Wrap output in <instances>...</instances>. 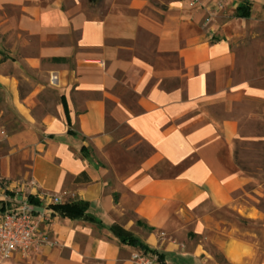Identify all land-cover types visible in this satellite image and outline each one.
Masks as SVG:
<instances>
[{"label":"crops","instance_id":"0c3cea01","mask_svg":"<svg viewBox=\"0 0 264 264\" xmlns=\"http://www.w3.org/2000/svg\"><path fill=\"white\" fill-rule=\"evenodd\" d=\"M93 1L0 0V211L32 195L40 215L35 249L0 264H264V166L237 163L264 147V0ZM23 72L44 78L23 92ZM47 86L60 102L35 113ZM126 144L151 152L109 167ZM74 202L93 219L52 207Z\"/></svg>","mask_w":264,"mask_h":264},{"label":"rangeland","instance_id":"374dc122","mask_svg":"<svg viewBox=\"0 0 264 264\" xmlns=\"http://www.w3.org/2000/svg\"><path fill=\"white\" fill-rule=\"evenodd\" d=\"M99 3H101L103 6L105 1L95 0L90 5L95 6ZM262 40L264 41V33L262 34ZM249 51L251 53L250 57L252 60H250L251 63L248 67L251 68L254 73L257 72L264 75V47L251 49ZM254 56L257 57V61L254 60ZM43 78L44 76L41 75V73L26 74L23 72L21 76V82L18 84L23 92L30 91L33 89V87H35V85H37V83H40ZM127 95H131L130 92H128ZM58 96L59 95L52 91L50 87H45V89L41 91L37 97L35 113H55L56 107L60 102V98ZM255 131L256 130H253V132ZM129 146V144H126L122 147L117 146V148H109L108 151L111 153L112 158L107 162V165L117 171L124 172L127 170H134L137 165L140 164L141 160L138 159L139 156H147L151 152L150 148L144 144L140 146L137 145L130 149L128 148ZM238 150L240 160H238L237 163L240 165V167L251 170L261 165L264 166V147L259 145V143L250 144L248 142H243L239 144ZM217 260L219 262L221 261V263L224 262L221 256H217Z\"/></svg>","mask_w":264,"mask_h":264},{"label":"built area","instance_id":"2783aa9c","mask_svg":"<svg viewBox=\"0 0 264 264\" xmlns=\"http://www.w3.org/2000/svg\"><path fill=\"white\" fill-rule=\"evenodd\" d=\"M197 4L198 0H191V5ZM0 187H3L2 179ZM51 198L54 202L59 201L58 197ZM6 201L0 211V259H8L15 253L28 256L39 244L36 233L40 215L27 196H8ZM132 261L134 264H164L157 257L141 251L132 254Z\"/></svg>","mask_w":264,"mask_h":264},{"label":"trees","instance_id":"16d2710c","mask_svg":"<svg viewBox=\"0 0 264 264\" xmlns=\"http://www.w3.org/2000/svg\"><path fill=\"white\" fill-rule=\"evenodd\" d=\"M237 15L242 16V17H247L249 16V6L246 5H240L238 6L237 9ZM57 60H62V59H57ZM69 134L74 133L72 130H69ZM85 146L82 145L81 151L83 152L85 150ZM29 201L31 203H36L35 198L30 195ZM54 210H56L58 213H60L63 216H69V217H74V218H84L86 220H92L93 218L90 217L87 214V204L85 202H74V203H67V204H59V205H54L52 206ZM119 234L121 236V241L122 242H128L129 244H132L134 246H138L141 249L147 251L149 248L142 243L138 238L132 236L129 232L123 230L122 228H118Z\"/></svg>","mask_w":264,"mask_h":264}]
</instances>
